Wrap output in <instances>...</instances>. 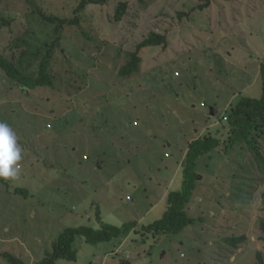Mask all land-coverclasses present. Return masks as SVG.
I'll return each mask as SVG.
<instances>
[{
    "label": "rangeland",
    "instance_id": "obj_1",
    "mask_svg": "<svg viewBox=\"0 0 264 264\" xmlns=\"http://www.w3.org/2000/svg\"><path fill=\"white\" fill-rule=\"evenodd\" d=\"M81 1L0 0V54L24 51L23 74L37 78L57 42L51 87L24 89L0 71V121L22 150L17 177L0 180V264H39L66 229L131 222L136 233L109 242L77 237L75 259L56 264H261L257 253L264 264V171L245 143L224 151L228 113L261 97L264 0H109L76 12ZM119 2L127 12L114 22ZM40 12L77 23L56 32ZM150 33L166 46L140 50L137 71L120 76ZM208 132L221 145L196 162L190 224L142 235L180 190L189 143ZM257 139L264 155V128Z\"/></svg>",
    "mask_w": 264,
    "mask_h": 264
},
{
    "label": "trees",
    "instance_id": "obj_2",
    "mask_svg": "<svg viewBox=\"0 0 264 264\" xmlns=\"http://www.w3.org/2000/svg\"><path fill=\"white\" fill-rule=\"evenodd\" d=\"M108 2L109 0H82L76 12H81L89 4L103 6ZM126 12L127 3L119 2L114 10V22H120ZM40 14L45 21L56 25V32L66 25L77 23V18L74 20H66L58 17L46 16L41 12ZM5 23L9 24L8 21H5ZM56 44L57 42L52 43L51 47L48 49L47 55L41 60L37 78L27 76L17 68L16 64L18 60L25 56V52L22 50L14 60H9L0 54V71L4 73L7 79L22 86L24 89L32 90L37 87H51L53 85V79L49 70L52 52L56 49ZM166 44L167 41L164 35L150 33L147 38L137 45L136 50L130 54L129 61L119 70V75L128 77L137 71L138 65L141 62L139 57L140 50L155 46L165 47ZM259 74L261 79V97L259 99L241 98L226 117L225 126L229 129V132L224 142V151H228L238 142L245 143L253 154L258 167L264 171V155L260 152L257 139L261 136L264 128V63L259 68ZM220 145L221 141L216 136L211 135L210 132L189 143L184 158V166L182 169L183 181L180 190L168 192L166 195V210L162 217L147 226H143L138 232H141L142 235L145 233L153 235L176 234L190 224L191 220L185 212V207L190 201L194 189L196 178L194 169L196 167V162L202 156L210 154L218 149ZM14 192L19 194L25 193L23 189L19 188H16ZM135 226L136 223L131 222L120 229L100 223L99 228L80 226L66 229L53 243L52 253L39 262V264H56L58 260H74L76 251L73 249V244L77 237H81L88 244L96 245L109 242L122 232L134 231V233H136L134 230ZM260 229L264 235V222L260 224ZM244 241H246L245 236L229 237L226 239V244L229 247L236 248ZM257 258L262 264L260 253H257ZM8 259L13 264H20L13 256H9ZM125 263H127L125 259L124 263L120 262V264Z\"/></svg>",
    "mask_w": 264,
    "mask_h": 264
},
{
    "label": "clouds",
    "instance_id": "obj_3",
    "mask_svg": "<svg viewBox=\"0 0 264 264\" xmlns=\"http://www.w3.org/2000/svg\"><path fill=\"white\" fill-rule=\"evenodd\" d=\"M21 147L12 128L0 121V180L15 179L19 172L17 162L21 160Z\"/></svg>",
    "mask_w": 264,
    "mask_h": 264
},
{
    "label": "built area",
    "instance_id": "obj_4",
    "mask_svg": "<svg viewBox=\"0 0 264 264\" xmlns=\"http://www.w3.org/2000/svg\"><path fill=\"white\" fill-rule=\"evenodd\" d=\"M166 157H167V155H166ZM112 255L115 256V257H119V256H122V252L120 251V249H117V250L114 251V253ZM124 259L128 260L129 257L125 256Z\"/></svg>",
    "mask_w": 264,
    "mask_h": 264
},
{
    "label": "water",
    "instance_id": "obj_5",
    "mask_svg": "<svg viewBox=\"0 0 264 264\" xmlns=\"http://www.w3.org/2000/svg\"><path fill=\"white\" fill-rule=\"evenodd\" d=\"M209 115L210 116H215L216 115V111H214V109L212 107L209 109Z\"/></svg>",
    "mask_w": 264,
    "mask_h": 264
},
{
    "label": "crops",
    "instance_id": "obj_6",
    "mask_svg": "<svg viewBox=\"0 0 264 264\" xmlns=\"http://www.w3.org/2000/svg\"><path fill=\"white\" fill-rule=\"evenodd\" d=\"M165 194V193H164ZM167 195V194H166ZM156 208V205L151 206L150 210H154Z\"/></svg>",
    "mask_w": 264,
    "mask_h": 264
}]
</instances>
